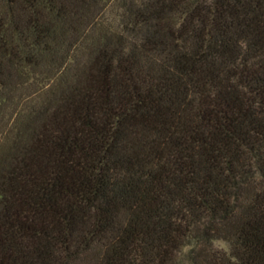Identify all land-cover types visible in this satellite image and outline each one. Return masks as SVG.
Listing matches in <instances>:
<instances>
[{"label": "trees", "instance_id": "1", "mask_svg": "<svg viewBox=\"0 0 264 264\" xmlns=\"http://www.w3.org/2000/svg\"><path fill=\"white\" fill-rule=\"evenodd\" d=\"M0 264H264V0H0Z\"/></svg>", "mask_w": 264, "mask_h": 264}, {"label": "rangeland", "instance_id": "2", "mask_svg": "<svg viewBox=\"0 0 264 264\" xmlns=\"http://www.w3.org/2000/svg\"><path fill=\"white\" fill-rule=\"evenodd\" d=\"M217 246L223 247V248H227L228 247L227 244L225 242H223V241H218L217 242Z\"/></svg>", "mask_w": 264, "mask_h": 264}]
</instances>
